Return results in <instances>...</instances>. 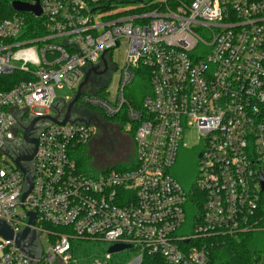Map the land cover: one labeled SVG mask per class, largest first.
Returning a JSON list of instances; mask_svg holds the SVG:
<instances>
[{
    "label": "built area",
    "instance_id": "built-area-1",
    "mask_svg": "<svg viewBox=\"0 0 264 264\" xmlns=\"http://www.w3.org/2000/svg\"><path fill=\"white\" fill-rule=\"evenodd\" d=\"M40 3V15L29 12L42 34L25 35L28 11L0 22V75H29L0 89V219L15 233L31 229L29 254L0 237V264H114L108 251L76 257L74 239L132 245L126 251L160 264H209L208 240L264 231V0ZM106 63L91 70L69 121L46 117L62 120L87 72ZM56 86L73 96L58 98ZM101 112L129 123L133 168H80L75 155ZM36 117V153L21 161L33 177L23 199L30 185L15 159L32 155L34 143H17ZM187 136L201 153L195 217L171 173Z\"/></svg>",
    "mask_w": 264,
    "mask_h": 264
},
{
    "label": "rangeland",
    "instance_id": "rangeland-1",
    "mask_svg": "<svg viewBox=\"0 0 264 264\" xmlns=\"http://www.w3.org/2000/svg\"><path fill=\"white\" fill-rule=\"evenodd\" d=\"M125 46L122 44L117 51L114 52V58L121 62L123 58ZM119 71L113 72L111 79V86L115 84L118 79ZM146 86L142 87L145 90ZM56 93L58 98H64L67 95L73 96L74 91L68 86H56ZM129 129V123L122 126L120 121L103 120L102 123L97 125V133L90 139L87 145H84V150L87 151L89 156V163L80 166L81 169L85 167H94V173L99 172L107 167L119 170L129 165L134 160V145L131 137L132 133ZM187 146L179 150L177 161L171 169L172 176L175 177L184 187V181L198 182L199 180V148L187 136L185 138ZM83 150V149H82ZM194 151L196 156L191 154ZM129 159V160H128ZM84 170V169H83ZM186 186V185H185ZM201 195V194H200ZM200 195L197 199H200ZM47 246L46 242H43ZM111 243L105 241L93 240H72V251L79 257L86 256H100L108 251ZM264 245V242H263ZM80 249V250H78ZM76 252V253H75ZM132 252L124 251L114 254V257L124 256ZM258 264H264V252L259 255Z\"/></svg>",
    "mask_w": 264,
    "mask_h": 264
},
{
    "label": "trees",
    "instance_id": "trees-1",
    "mask_svg": "<svg viewBox=\"0 0 264 264\" xmlns=\"http://www.w3.org/2000/svg\"><path fill=\"white\" fill-rule=\"evenodd\" d=\"M13 0H0V22L6 17L14 14L15 10L12 7ZM30 18V28L27 29L25 35L27 37L33 36L35 34L44 33V29H36V26L33 24L34 21L38 22V18H34L33 14L30 12H25ZM28 26V27H29ZM144 74V73H142ZM29 78L28 74H24L21 71H15L11 74H1L0 75V89L1 88H10L14 86L18 81L22 79ZM148 85V80H144L143 77H139L136 81V88H142L144 84ZM101 114V115H100ZM98 114V121L96 125L102 123L105 119L109 121H120L122 126H125L126 119L121 116H108L103 112ZM100 115V116H99ZM97 133V129L95 134ZM133 145H134V160L129 165L125 166L122 169H130L135 165V143H134V132L131 131ZM87 145V144H84ZM84 145L77 150L76 160L80 166H84L87 162L89 163V156L86 150H84ZM83 149V150H82ZM129 160V159H128ZM85 171L95 172L98 171L94 167H85ZM111 169L109 167L102 169L100 171H105ZM184 187L186 188L185 184ZM191 194V200L188 205L189 217H195L196 213L202 209V203L197 201V195H200L201 189L197 183L189 188H186ZM204 202V201H203ZM264 231L258 232H246L238 234L235 236H216L214 239L207 241V250L209 253V264H258L259 255L264 252ZM80 250V249H78ZM76 253V252H75ZM75 255V254H74ZM76 256V255H75ZM76 257H79L78 255ZM114 264H160L159 258L151 255H135V254H126L124 256L114 257Z\"/></svg>",
    "mask_w": 264,
    "mask_h": 264
},
{
    "label": "water",
    "instance_id": "water-1",
    "mask_svg": "<svg viewBox=\"0 0 264 264\" xmlns=\"http://www.w3.org/2000/svg\"><path fill=\"white\" fill-rule=\"evenodd\" d=\"M12 7L14 8L15 11H30L33 12L34 14L40 15L42 13V6L40 3V0H13L12 1ZM107 69V63L105 64V68L103 70H98L97 69V65L93 66L92 69H90L86 76L85 79L81 82L79 89L77 90V93L75 94V96L73 97V99L69 102L65 116L63 117L62 120H60L58 118V116L53 115V114H48L46 115L47 118L51 119L52 121L55 122H62L65 123L67 121L70 120V116H71V112H72V108L75 105L78 96L81 93V87L82 85L90 78L91 76V70H94L96 73H102L105 72ZM38 118H34L32 120V122L30 123L29 126H27L24 130V137L26 139V141L28 142H32L36 145V148L34 150V153L30 156H26V157H18L17 159H15V163L22 169V171L25 173L26 177H27V181L29 183V189L23 194V199L28 195V193L31 191L32 189V185H33V177L31 172L23 167L21 165V161L22 160H32L36 150H37V139L33 138L30 136L31 130L33 128V125L35 123V121ZM199 157H201V153L199 154ZM200 187H202V184H199ZM29 216H30V224L34 225L35 224V213L33 211L29 212ZM31 232L30 227H26L24 230L15 233V231L13 230V228L11 227V225L9 223H7L5 220L0 219V237H3L5 239H14L17 246L20 247L25 253L29 254V251L25 248L26 247V243L24 242V239L26 238V236ZM132 248V245H128V244H114L111 245L108 248V252L109 253H119V252H123L126 250H130Z\"/></svg>",
    "mask_w": 264,
    "mask_h": 264
},
{
    "label": "flooded vegetation",
    "instance_id": "flooded-vegetation-1",
    "mask_svg": "<svg viewBox=\"0 0 264 264\" xmlns=\"http://www.w3.org/2000/svg\"><path fill=\"white\" fill-rule=\"evenodd\" d=\"M34 129V125H33V128H32V130ZM31 130V131H32ZM33 133H35V131L33 130ZM31 137H33V138H36L35 137V134H33V136H31ZM29 143H32V142H25V143H23V142H20V141H18V147L19 148H22V149H28V150H30L31 149V145H29ZM35 148H36V145L34 144V150H35ZM192 153L191 154H194L195 156H196V152H194V151H191ZM197 156L199 157V153L197 154ZM184 183H185V185H186V188H189V187H192V186H194L195 185V182H193L192 183V181H188V180H186V181H184Z\"/></svg>",
    "mask_w": 264,
    "mask_h": 264
}]
</instances>
